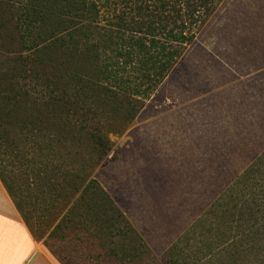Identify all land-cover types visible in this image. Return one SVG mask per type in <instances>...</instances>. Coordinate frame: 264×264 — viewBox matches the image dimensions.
I'll use <instances>...</instances> for the list:
<instances>
[{
	"label": "trees",
	"instance_id": "trees-1",
	"mask_svg": "<svg viewBox=\"0 0 264 264\" xmlns=\"http://www.w3.org/2000/svg\"><path fill=\"white\" fill-rule=\"evenodd\" d=\"M222 1L0 3V179L61 264H264V152L160 255L95 175Z\"/></svg>",
	"mask_w": 264,
	"mask_h": 264
},
{
	"label": "rangeland",
	"instance_id": "rangeland-1",
	"mask_svg": "<svg viewBox=\"0 0 264 264\" xmlns=\"http://www.w3.org/2000/svg\"><path fill=\"white\" fill-rule=\"evenodd\" d=\"M0 3L5 18L17 15L20 0ZM14 39L2 29L0 53ZM108 137L115 158L95 175L160 255L264 152V0H223ZM256 178L264 203V164Z\"/></svg>",
	"mask_w": 264,
	"mask_h": 264
},
{
	"label": "crops",
	"instance_id": "crops-1",
	"mask_svg": "<svg viewBox=\"0 0 264 264\" xmlns=\"http://www.w3.org/2000/svg\"><path fill=\"white\" fill-rule=\"evenodd\" d=\"M0 264H61L34 238L0 179Z\"/></svg>",
	"mask_w": 264,
	"mask_h": 264
}]
</instances>
